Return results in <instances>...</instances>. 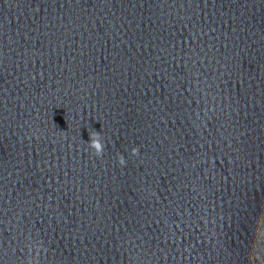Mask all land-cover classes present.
Returning a JSON list of instances; mask_svg holds the SVG:
<instances>
[{"label": "clouds", "instance_id": "9594fccd", "mask_svg": "<svg viewBox=\"0 0 264 264\" xmlns=\"http://www.w3.org/2000/svg\"><path fill=\"white\" fill-rule=\"evenodd\" d=\"M89 147L92 148L97 155H101L103 153V151H104V144L102 143V141L100 139L99 133H93V134H91L90 141H89ZM131 151H132V154L133 155L138 154V149L137 148H133ZM118 162L121 165H124L125 164V159H124L123 155H120L118 157Z\"/></svg>", "mask_w": 264, "mask_h": 264}]
</instances>
